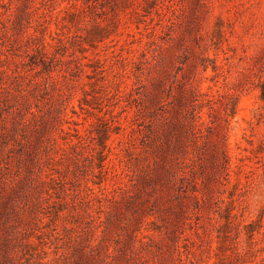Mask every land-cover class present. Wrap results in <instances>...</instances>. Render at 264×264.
I'll use <instances>...</instances> for the list:
<instances>
[{"label":"rangeland","instance_id":"1","mask_svg":"<svg viewBox=\"0 0 264 264\" xmlns=\"http://www.w3.org/2000/svg\"><path fill=\"white\" fill-rule=\"evenodd\" d=\"M0 264H264V0H0Z\"/></svg>","mask_w":264,"mask_h":264}]
</instances>
